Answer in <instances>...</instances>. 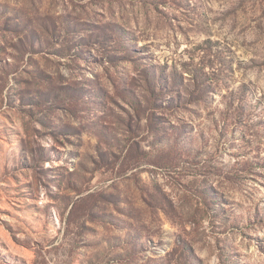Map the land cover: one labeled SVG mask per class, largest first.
<instances>
[{
	"label": "rangeland",
	"instance_id": "obj_1",
	"mask_svg": "<svg viewBox=\"0 0 264 264\" xmlns=\"http://www.w3.org/2000/svg\"><path fill=\"white\" fill-rule=\"evenodd\" d=\"M0 264H264V0H0Z\"/></svg>",
	"mask_w": 264,
	"mask_h": 264
},
{
	"label": "trees",
	"instance_id": "obj_2",
	"mask_svg": "<svg viewBox=\"0 0 264 264\" xmlns=\"http://www.w3.org/2000/svg\"><path fill=\"white\" fill-rule=\"evenodd\" d=\"M156 89H157V86H156V88H150V90L149 91H152L153 93H156L157 91H156Z\"/></svg>",
	"mask_w": 264,
	"mask_h": 264
}]
</instances>
